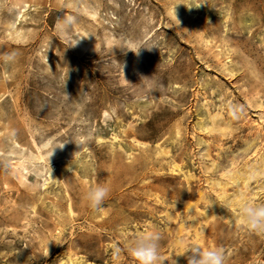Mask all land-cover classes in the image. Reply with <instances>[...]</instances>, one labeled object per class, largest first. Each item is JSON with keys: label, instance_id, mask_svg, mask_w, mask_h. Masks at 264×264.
I'll use <instances>...</instances> for the list:
<instances>
[{"label": "rangeland", "instance_id": "rangeland-1", "mask_svg": "<svg viewBox=\"0 0 264 264\" xmlns=\"http://www.w3.org/2000/svg\"><path fill=\"white\" fill-rule=\"evenodd\" d=\"M5 52L0 264H137L129 242L154 229L159 264L192 245L264 264V234L220 195L250 174L264 204V0H0Z\"/></svg>", "mask_w": 264, "mask_h": 264}, {"label": "clouds", "instance_id": "clouds-1", "mask_svg": "<svg viewBox=\"0 0 264 264\" xmlns=\"http://www.w3.org/2000/svg\"><path fill=\"white\" fill-rule=\"evenodd\" d=\"M77 23L76 16L65 14L57 18L56 28L67 40L69 47L76 46L80 39L73 35V29ZM16 52H5L0 54V60L4 64L13 63L17 58ZM78 147L80 145L76 143ZM64 144L61 146V148ZM109 188L97 185L90 188L85 199L89 202V207L93 210H100L105 199L109 195ZM239 223L256 234H264V204L245 202L239 209ZM161 235L158 230H153L148 234L137 235L129 242L128 251L137 261V264H159ZM119 251V249H117ZM187 264H226V256L222 247L204 249L199 245L186 247L183 253ZM175 264V261H173Z\"/></svg>", "mask_w": 264, "mask_h": 264}, {"label": "bare ground", "instance_id": "bare-ground-1", "mask_svg": "<svg viewBox=\"0 0 264 264\" xmlns=\"http://www.w3.org/2000/svg\"><path fill=\"white\" fill-rule=\"evenodd\" d=\"M229 116V115H228ZM210 117H212V127L213 128H217L220 126V122H222V118L220 115L218 114H213L210 115ZM229 118V117H228ZM227 121V120H226ZM225 122V121H224ZM226 123V122H225ZM229 125V122H228ZM227 125V126H228ZM223 126V125H222ZM223 131V128H220ZM224 129L225 125H224ZM220 131V132H222ZM227 131V130H226ZM211 132H214L211 130ZM219 132V131H216ZM222 134V133H221ZM223 135V134H222ZM254 171V170H253ZM256 174L258 175L259 173H264V160L261 161L260 165L255 169ZM238 173V172H237ZM241 173V172H240ZM253 173V172H252ZM232 174V173H231ZM246 174V172L244 173ZM230 175V174H229ZM253 176V175H252ZM231 177H233V182L236 185V193L233 194H226L225 191L223 189V191H221L220 195L226 196L225 197V205L228 206H236L237 208L240 209L241 205L245 202H251V198L250 196L247 195V191H248V178L250 177V174L245 175L244 177H241V175H232ZM224 185L222 186L224 188V186L227 184V181H225L223 183ZM244 186V189H242L241 187ZM251 195V194H250ZM218 206V205H217ZM232 212V211H231ZM231 214V213H230ZM233 220H239V214L238 213H234L233 214ZM231 222V221H230ZM253 237V235H252ZM256 242V241H255ZM254 242V243H255Z\"/></svg>", "mask_w": 264, "mask_h": 264}]
</instances>
